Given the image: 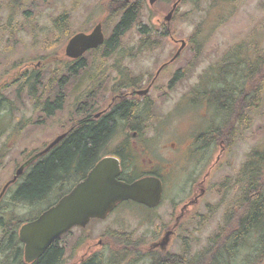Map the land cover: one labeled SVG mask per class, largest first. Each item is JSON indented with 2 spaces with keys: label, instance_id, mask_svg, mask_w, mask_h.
Masks as SVG:
<instances>
[{
  "label": "flooded vegetation",
  "instance_id": "obj_1",
  "mask_svg": "<svg viewBox=\"0 0 264 264\" xmlns=\"http://www.w3.org/2000/svg\"><path fill=\"white\" fill-rule=\"evenodd\" d=\"M24 2L16 0L17 9L22 8ZM61 18L67 20L68 14ZM103 18L107 19V15ZM155 26L168 34L170 32L169 25L164 22L156 21ZM260 29H264V24H259L255 31L259 41L253 36L250 38L257 46L264 39V32L261 35ZM71 37L58 42L52 54H40L22 65L18 62L8 72L0 73V134L13 130V138L18 140L25 131V125H33V120L25 122L26 108H30L32 113L39 110L41 115L51 118L63 109L66 102L71 101L74 105V76L88 65L84 56H99L100 49H104L101 60H109L121 43L119 40L116 46L109 47L110 36L101 46L74 60L65 53ZM150 38L152 36L146 37L144 44H139L138 52L152 50ZM159 40H168L176 50L180 47L177 40L169 35ZM3 42L12 44L15 41L6 37ZM250 49L244 43L239 44L236 49L216 58L199 86H193L197 92L194 105L202 107L203 121L188 137L180 140L179 145L171 142L164 148H157L151 144L152 134L145 132L147 126L142 131L138 126L133 130L132 123H126V131L119 134L117 126L120 119L116 121L115 129L103 143L99 160H115L120 170L117 180L121 182L133 183L143 178L158 180L160 200L151 207L130 200L122 202L103 219L116 213H128L134 216L135 225L145 231L143 234H138L139 229L131 232L125 228L108 227L97 232L96 244L91 245V231L88 229L92 223H101V220H91L85 228L71 229L50 246L62 252L60 264H85L90 260L93 264H216L218 260L223 264H264V208L252 225L248 223L252 201L250 185L257 183L258 190L264 191V161L248 154L240 168L234 171L230 163L233 162L235 141L250 137L251 125L260 123L264 108V53L259 51V47L254 48L256 51ZM11 55L3 53L0 57ZM19 59L26 60L22 56ZM176 61L160 64L154 74L142 80L132 78L127 69H118L119 61L118 66L117 62L114 63L117 80L107 105L98 112H92L94 106L89 99L90 91L84 90L75 111L76 116L80 115L79 119L72 121L56 137H66L82 122H99L123 102L135 105L134 114L140 112V120L145 117L144 124L152 120L153 105L158 100L157 95L154 99L148 96L154 92L159 98L160 89L170 91L175 87V79L179 83V78L182 79L185 73L184 66L178 70L171 69ZM169 68L172 70L170 79L165 78ZM47 80L49 84L46 86ZM51 109L55 110L50 113ZM133 117L138 119V116ZM14 173L6 182H0V193ZM73 174L76 178L74 185L85 177H80L77 171ZM24 175L10 184L0 197V264H36L50 248L32 262L24 259L19 230L42 213L39 208L36 216L27 218V203L15 195L24 182ZM255 175L259 181H251ZM57 195L53 192L50 197ZM50 197L44 202L47 203ZM74 230L78 232L76 237L70 236ZM10 237L13 238L9 245ZM120 240L123 243L129 240L131 244L123 246Z\"/></svg>",
  "mask_w": 264,
  "mask_h": 264
},
{
  "label": "rangeland",
  "instance_id": "obj_2",
  "mask_svg": "<svg viewBox=\"0 0 264 264\" xmlns=\"http://www.w3.org/2000/svg\"><path fill=\"white\" fill-rule=\"evenodd\" d=\"M109 1L25 0L24 6L17 9L16 0H0V54H12L0 57V73L8 72L11 66L18 62L22 65L34 60L40 54H52L58 42H65L74 33L89 31L99 19L103 18L104 7L108 12L104 27L105 37L108 39L121 16V12L116 13L113 6L107 7ZM128 1L141 2L137 20L120 39L119 49L109 60L107 58L101 60L104 49H100L99 56L98 54L93 58L90 55L84 56L88 65L74 76V105L71 101L66 102L63 109L51 118L41 115L39 110L37 113H32L30 108H26L25 122L33 120V125H25V131L18 140L13 138V130L0 134V182H6L31 154L41 150L72 121L76 122L79 119L80 115L76 116L75 111L84 90L90 91L89 99L94 106L91 109L92 112H98L107 105L114 81L117 80L113 71L114 63L117 62L118 66L119 61L118 69H127L131 77L137 80L154 74L158 66L167 62L176 51L174 45L168 40H159L163 36L172 35L175 39H181L187 44L174 62V66L171 67L172 70H178L184 66L185 73L182 79L179 78L180 82L176 83L175 79L173 83L175 87L170 91L160 89L159 98L154 92L148 96L154 99L157 95L156 101L158 100V103L153 105L152 120L145 121L147 126L145 132L152 134L151 144L157 148H164L171 142L179 145V141L188 137L203 121L202 107L194 105L197 92L194 91L193 86H199L216 58H221L243 43L252 50L259 47V51L264 53V39L258 46L250 41L252 36L259 41V35L255 31L259 24H264V0L239 2L183 0L171 18L169 34L155 26V23L162 22V15L167 14L170 4L175 0H158L153 8L148 7L146 0ZM66 14L68 19H62L61 17ZM141 31L152 34L150 42H153V48L150 52L137 51L139 44H144L146 40V36ZM260 32L262 35L264 29H260ZM6 37L14 38L15 42L5 44L3 41ZM20 56L25 57L26 60L22 61L19 59ZM171 69L165 78H171ZM49 80L45 81L46 86ZM94 85L97 87H92ZM260 116V123L251 125L250 137L247 140L235 141L233 145L234 157L233 162H230L233 165V171L240 168L248 154L251 158L264 161V108ZM141 118L143 120L145 117ZM132 120L135 121V119ZM125 124L119 121L117 133L122 134L126 131ZM56 197L58 195L50 197L48 202H54ZM48 202L37 204V206H27L29 210L25 212L26 217L34 216L39 208L45 209ZM134 220V216L121 212L101 220V223H92L88 229L91 231L92 238L90 244H96L97 232L108 227L125 228L131 232L139 229ZM139 230L138 234L145 232L142 228ZM72 235L76 237L78 232L74 230L70 236ZM68 259L69 257L66 258V262Z\"/></svg>",
  "mask_w": 264,
  "mask_h": 264
},
{
  "label": "water",
  "instance_id": "obj_3",
  "mask_svg": "<svg viewBox=\"0 0 264 264\" xmlns=\"http://www.w3.org/2000/svg\"><path fill=\"white\" fill-rule=\"evenodd\" d=\"M156 0H148L149 5ZM178 0L166 15L164 20H171ZM104 42L102 24L98 23L88 34H75L65 46L68 57L76 60L86 51L95 49ZM181 47L172 61L184 48ZM146 93V92H143ZM61 135L54 139L44 150L32 156L16 171L12 180L4 186L5 189L22 175L24 169L39 157L47 154L62 139ZM120 174L118 163L108 158L99 161L65 196L53 206L44 211L35 220L24 224L19 230V241L24 246V259L32 262L39 258L57 239L74 227L85 228L90 220H103L118 204L134 201L148 206L156 205L161 196V185L153 178H143L133 183L117 180Z\"/></svg>",
  "mask_w": 264,
  "mask_h": 264
},
{
  "label": "trees",
  "instance_id": "obj_4",
  "mask_svg": "<svg viewBox=\"0 0 264 264\" xmlns=\"http://www.w3.org/2000/svg\"><path fill=\"white\" fill-rule=\"evenodd\" d=\"M140 4L141 2L139 1L137 3H131L128 0L109 1L107 7L113 6L116 13L121 12L120 20L114 26L111 38L107 43L109 47L112 48L116 46L119 40L131 29L138 18ZM110 13L112 12L110 11ZM144 31H141V33L146 37L152 35ZM250 51L252 50L250 49ZM253 62H256V60ZM251 68L257 69V66L251 65ZM134 106L135 105L123 102L99 122L86 121L77 125L70 133H67L66 137L48 154L43 156L39 161L32 163L25 170V175L23 176L24 182L18 187L15 195L22 197L27 203L26 206H37V204H43L44 201L51 196L52 192H57L58 197L54 200V202H56L62 194L68 192L75 184L76 178L75 174H73L74 172L77 171L79 176L82 177L88 169H91L96 164L102 153L103 143L112 134L119 119L128 125H130L131 122L134 123L132 127L133 130L136 126L140 127V131L144 129L146 124L143 123V120H140V112L134 114ZM54 110L55 109H51L50 113ZM133 115L138 116V119L136 117L135 121H133ZM253 180L259 181L258 176L255 175L254 179H251V181ZM256 184L257 183H252L249 190L252 199L249 212L250 218H248L249 225L253 224L257 215H259L264 208V191L258 190ZM54 202H48L47 206L53 205ZM29 216L31 217V215ZM34 216H36V214ZM12 238L13 237H10L8 239L9 245L11 244ZM121 243L123 246H129L131 244L129 240L124 243L121 241ZM61 259L62 252L50 247L36 264H60ZM85 264H93V262L90 260ZM216 264L223 263L218 260Z\"/></svg>",
  "mask_w": 264,
  "mask_h": 264
}]
</instances>
